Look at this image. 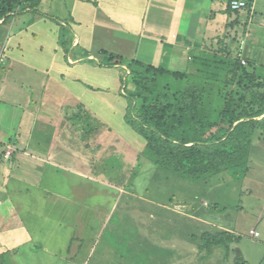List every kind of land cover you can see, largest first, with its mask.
I'll return each instance as SVG.
<instances>
[{"label":"crops","instance_id":"crops-1","mask_svg":"<svg viewBox=\"0 0 264 264\" xmlns=\"http://www.w3.org/2000/svg\"><path fill=\"white\" fill-rule=\"evenodd\" d=\"M255 1L249 11L232 12L228 0H41L36 11L23 6L9 21L0 19V264H22L17 258L39 251L45 255L40 264H73L78 256L80 244L75 248L73 238H67L71 227L58 223L54 228L52 216L44 211L39 220L38 213L48 208L49 196L80 191L86 143L77 132L71 136L62 119L53 122L42 103H74L68 112L86 106L112 128L113 112L117 124L124 117L97 107L102 94L92 91L117 83V74L110 78L108 73L123 69L129 75L124 63L136 61L197 79L198 69H207L214 54L229 55L224 48L238 32L245 37ZM238 47L247 57L243 40ZM40 76L56 89L37 92L42 99L28 100L30 106L9 107V86L27 77L38 85ZM106 156L101 151L95 159Z\"/></svg>","mask_w":264,"mask_h":264},{"label":"rangeland","instance_id":"rangeland-1","mask_svg":"<svg viewBox=\"0 0 264 264\" xmlns=\"http://www.w3.org/2000/svg\"><path fill=\"white\" fill-rule=\"evenodd\" d=\"M254 3L252 15L246 20L245 37L244 32H238L232 38L236 42L230 40L224 49L241 62L242 48L237 49V45L243 40L249 47L247 57L263 64L260 72L264 78V0ZM56 8L57 4L52 11ZM216 65L210 69L212 77H207L205 84L212 86V98L210 102L206 99V106L202 107L211 122L217 121L221 111L219 92H230L225 82L227 66L221 69L219 60ZM242 65L250 67L247 63ZM111 68L110 65L108 69ZM125 72L117 69L108 73L110 78L117 74V83L109 90H92L102 94L98 100L103 104L96 106L118 110L120 118L127 114L134 117L139 107V102L130 97L134 85ZM150 78L154 86L160 85V77L150 75ZM33 81L27 77L16 81L13 88L9 86L13 90L9 107L30 106L28 100L42 99L35 97L37 92L56 89L48 78L38 85ZM234 84V92H240L246 82L236 84L235 80ZM84 101L88 105L89 96ZM42 105L52 115L53 122L62 119L73 132L71 136L77 132L76 136L86 143L82 149L87 172L77 185L80 191L49 196L48 208H41L38 213L39 220L44 218L45 211L52 216L53 225L71 227V236L67 238H73L75 248L80 244L73 264H260L264 259L263 131L259 130L254 137L247 171L242 176L223 173L191 181L143 159V139L125 119L124 122L119 119L117 124L116 112L111 114L114 118L111 128L95 114L85 111L86 106L79 107L78 112H68L74 103L62 107L60 102L46 101ZM133 138L138 141L136 144L131 142ZM99 150L107 156L96 160ZM252 231L259 238L250 235ZM209 235L217 240L223 238L228 248L215 244L208 247ZM60 236L65 238L63 234ZM17 259L22 264H40L45 255L39 251L37 256Z\"/></svg>","mask_w":264,"mask_h":264},{"label":"trees","instance_id":"trees-1","mask_svg":"<svg viewBox=\"0 0 264 264\" xmlns=\"http://www.w3.org/2000/svg\"><path fill=\"white\" fill-rule=\"evenodd\" d=\"M245 1V9L249 11L254 0ZM39 3L40 0H0V19L9 21L13 17L10 15L23 4L24 8L36 11ZM242 54L243 51L239 58L250 65L249 68L237 61L238 58L228 60L229 55L219 58L214 54L212 64H208L207 69H198L201 75L191 80L178 72L136 61L126 62L134 85L130 97L139 102V107L134 117L127 114L124 119L144 141L143 159L191 181L223 173L237 177L247 171L254 137L259 130L264 135V78L260 72L263 64L258 63V75L256 62ZM109 58L114 56L109 55ZM218 60L221 69L228 68L225 82L230 92H219L221 111L217 121L211 122L202 107L206 106V99L211 101L212 86L205 84L207 77H212L210 69ZM150 75L162 79L158 87L153 85ZM235 80L236 84L246 82L240 92H234ZM210 244L228 248L223 238L217 240L209 235L206 245Z\"/></svg>","mask_w":264,"mask_h":264},{"label":"built area","instance_id":"built-area-1","mask_svg":"<svg viewBox=\"0 0 264 264\" xmlns=\"http://www.w3.org/2000/svg\"><path fill=\"white\" fill-rule=\"evenodd\" d=\"M246 8V1L245 0H231L229 2V9L233 12L240 11ZM242 64H245L244 61H242ZM252 235L255 237L258 236V234L254 231L251 232Z\"/></svg>","mask_w":264,"mask_h":264},{"label":"water","instance_id":"water-1","mask_svg":"<svg viewBox=\"0 0 264 264\" xmlns=\"http://www.w3.org/2000/svg\"><path fill=\"white\" fill-rule=\"evenodd\" d=\"M244 56L246 55V50L244 51V54H243Z\"/></svg>","mask_w":264,"mask_h":264}]
</instances>
